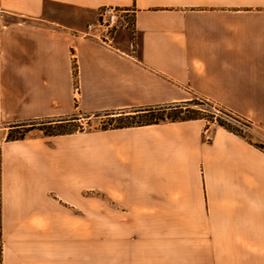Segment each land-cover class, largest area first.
<instances>
[{
  "label": "crops",
  "instance_id": "obj_1",
  "mask_svg": "<svg viewBox=\"0 0 264 264\" xmlns=\"http://www.w3.org/2000/svg\"><path fill=\"white\" fill-rule=\"evenodd\" d=\"M105 7L135 10L133 50L85 34ZM197 98L264 132V0H0V264H264V149L222 127L7 139Z\"/></svg>",
  "mask_w": 264,
  "mask_h": 264
},
{
  "label": "trees",
  "instance_id": "obj_2",
  "mask_svg": "<svg viewBox=\"0 0 264 264\" xmlns=\"http://www.w3.org/2000/svg\"><path fill=\"white\" fill-rule=\"evenodd\" d=\"M75 77L77 78L78 70L76 62L74 63ZM204 104L213 106V103L205 101L201 98H197L187 102L173 103L167 105H156L145 107L141 109H135L130 111H113L106 112L104 114L108 117V121L101 127V130L116 129V128H128L147 126L153 124H160L163 122H179L188 120H205L208 123H215L217 126L224 128L225 130L238 135L246 139L251 144L255 145L259 149H264L263 144H254L245 135V129H252L255 125L248 119L224 108H218L217 112H211L210 115L204 111ZM192 105H199L198 108H192ZM79 115L64 118H48L41 120H32L29 122H23L11 125L12 128L8 134V140H19L25 138L28 132L34 130L37 125L46 136L66 135L80 132L78 130H65L57 131L56 127H60L65 123H71V121L77 120ZM90 117L89 115H81ZM224 116L227 118L225 119ZM29 128V129H28ZM23 129V132H19L18 135H14V131ZM28 129V130H25Z\"/></svg>",
  "mask_w": 264,
  "mask_h": 264
},
{
  "label": "rangeland",
  "instance_id": "obj_3",
  "mask_svg": "<svg viewBox=\"0 0 264 264\" xmlns=\"http://www.w3.org/2000/svg\"><path fill=\"white\" fill-rule=\"evenodd\" d=\"M98 15V12H97ZM97 19L94 21L96 22ZM93 22V23H94ZM87 31V30H86ZM121 31V29H119ZM211 105V104H210ZM208 104H204V111L207 113V115H210L211 112L218 113L217 109L222 108L218 105L212 104L213 106H210ZM199 105H192V108H198ZM219 114V113H218ZM78 117L77 120L71 121V123H65L63 125H60V127H56L57 131H65V130H78L80 132L82 131H91V130H100L101 127L105 124L106 121H108V117L105 115H100V116H90V117H85V116H76ZM226 119L227 117L224 116ZM207 122V121H206ZM211 126L216 125L215 123H209ZM217 126V125H216ZM39 128V125L36 126L34 129L37 132L43 133ZM29 129V128H28ZM25 129V130H28ZM4 131L3 127H0V134ZM19 132H23V129H19L14 131V135H18ZM245 135L247 138L252 141L254 144H263L264 143V132L257 127H253L252 129H245L244 131ZM44 134V133H43ZM8 137V136H7ZM264 146V145H263ZM89 196H94L92 193L89 192ZM89 210L94 211V205L92 203L89 204ZM95 219V214L94 212H89V225L94 226V220ZM96 230L94 228H89V244H88V252H89V261L93 260V256L97 253L98 247L96 244ZM101 246H99V249ZM105 249H108L107 253H110V246H105ZM94 261H91L90 263L93 264Z\"/></svg>",
  "mask_w": 264,
  "mask_h": 264
},
{
  "label": "built area",
  "instance_id": "obj_4",
  "mask_svg": "<svg viewBox=\"0 0 264 264\" xmlns=\"http://www.w3.org/2000/svg\"><path fill=\"white\" fill-rule=\"evenodd\" d=\"M134 19L135 10L133 8H101L98 11L97 21L88 25L85 34L103 44L111 45L119 29L130 30L134 34V39L130 43V48L133 50L135 47Z\"/></svg>",
  "mask_w": 264,
  "mask_h": 264
}]
</instances>
